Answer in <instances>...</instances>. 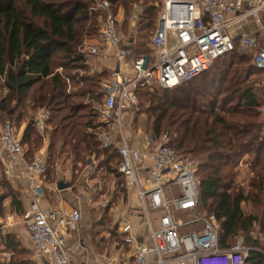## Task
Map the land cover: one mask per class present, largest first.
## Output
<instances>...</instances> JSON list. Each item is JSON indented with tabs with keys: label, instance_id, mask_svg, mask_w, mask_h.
Returning a JSON list of instances; mask_svg holds the SVG:
<instances>
[{
	"label": "trees",
	"instance_id": "16d2710c",
	"mask_svg": "<svg viewBox=\"0 0 264 264\" xmlns=\"http://www.w3.org/2000/svg\"><path fill=\"white\" fill-rule=\"evenodd\" d=\"M102 1L108 4L104 12L94 9L90 0H0V80L7 90L0 99V117L14 118L16 127L25 122L21 143L29 162L43 144L33 116L41 108L48 110L50 140L44 174L48 180L60 154L66 155L72 169L88 156H108L105 167L114 153L118 164L121 161L117 149L101 144L100 135L109 127L99 120L94 105L101 99L107 71L80 74L86 72L88 60L82 48L86 39L97 37L109 13L121 7L126 16L134 4L141 9L137 31L151 36L163 2ZM234 42L233 52L217 58L190 81L162 91L156 90L157 85L138 89L134 107L146 105L152 138L167 134L175 152L195 162L198 205L201 214L215 216L219 247L232 246L234 237L241 234L245 245L252 248L245 264H264V121L259 114L264 71L251 63L248 71L212 70L222 58L242 59L236 53L237 39ZM137 45L135 54L149 56L145 42ZM251 75L258 79V89L249 82ZM26 111L33 114L23 120ZM241 165L248 173L246 178L241 177ZM1 183L8 189L11 209L22 214L18 195L4 178ZM0 241L12 253L1 264H33L24 258L25 249L15 247V236L7 234Z\"/></svg>",
	"mask_w": 264,
	"mask_h": 264
},
{
	"label": "built area",
	"instance_id": "2783aa9c",
	"mask_svg": "<svg viewBox=\"0 0 264 264\" xmlns=\"http://www.w3.org/2000/svg\"><path fill=\"white\" fill-rule=\"evenodd\" d=\"M108 6L104 3L103 8ZM264 16V0H163L155 32L150 36L152 54L133 55L127 59L121 48L123 38L117 20L108 15L98 29L93 43L84 41L82 52L106 64L115 63L101 82L102 96L95 108L98 118L109 127L100 135L104 147L117 145L119 172L126 185L134 187L145 218L148 244L136 241L132 225L123 222L120 235L132 248L131 264H245L251 247L238 234L227 248L218 244V222L213 214L195 213L178 221L174 212L194 210L198 206L199 179L195 162L179 156L169 145L167 134L147 139V150L133 147L121 131L124 115L137 104V90L173 88L190 81L214 61L238 48L245 51L251 64L264 71V25L257 34H235L244 20ZM260 85L264 88V74ZM264 121V102L259 107ZM49 112L39 109L33 126L48 144ZM25 150L10 119L0 125V160L4 170L15 169ZM148 187L141 185L138 169L148 160ZM46 172V150H38L21 171L28 183L30 208L21 215L34 255L46 264H77L76 247L70 241L81 221V211L72 206L42 208L39 199L44 192L42 178ZM168 174H171L167 178ZM154 214L157 227L150 218ZM196 224L197 228L188 227ZM253 237H256L253 234ZM264 252V251H262ZM8 256V255H7ZM6 256V257H7ZM10 256H8L9 258ZM7 258V259H8ZM104 264H118L116 256L105 257Z\"/></svg>",
	"mask_w": 264,
	"mask_h": 264
},
{
	"label": "rangeland",
	"instance_id": "374dc122",
	"mask_svg": "<svg viewBox=\"0 0 264 264\" xmlns=\"http://www.w3.org/2000/svg\"><path fill=\"white\" fill-rule=\"evenodd\" d=\"M153 2V0H150ZM163 2V0H160ZM106 3L102 0H90L91 6L96 10H102L104 12L103 5ZM107 7V6H106ZM112 11V10H110ZM141 12L139 5L134 4L128 15L125 16L123 8H116L115 13L111 12L108 15H112L118 22L120 34L123 40L127 44L146 43V48L149 47L150 36L146 33H139L137 31L138 16ZM107 15V16H108ZM106 16V17H107ZM105 17V18H106ZM102 22V21H101ZM125 22V23H124ZM87 40V41H86ZM86 42L93 43L94 39H86ZM239 49V48H238ZM242 59H236L225 57L218 60L212 70L218 67H229L235 72L238 69L249 70L251 66L250 56L243 50L239 49L236 52ZM150 54L152 51L150 49ZM89 57L88 69L80 74L92 75L97 63ZM242 61V62H241ZM227 62V63H226ZM62 72L61 68L57 69ZM255 87H258V79L256 76L251 75L249 78ZM80 86V85H79ZM162 88H156L158 91H162ZM7 90L5 89L3 82L0 80V99L3 98ZM96 102L94 105H96ZM146 106V105H145ZM145 106L132 107L127 110L122 122L121 131L125 138L131 136L132 138L147 140L152 138L151 122L147 118V114L144 111ZM32 111H26V116L23 120L32 116ZM9 117H0V125ZM14 125V118L10 119ZM117 144V143H116ZM113 145L112 148L117 149V145ZM108 156L99 155L96 158L86 157L85 162L78 164L72 169L70 160L64 154H60L59 158L53 162L54 171L51 173L50 180L54 183L56 181L68 184V188L63 191L67 193V202L71 206H76L81 211V226L86 233V242L91 246V252L98 257L116 256V262L122 264L126 261L127 255L130 252V258L132 255L131 248L122 244V238L120 235V227L123 222H129L134 231L136 232V239L139 242H148V232L146 227L145 218L142 210L139 206V201L135 195L136 190L132 186L126 185L124 179L120 175L118 170V157L114 153V157L111 158L109 167H105V161ZM47 160V154H46ZM241 167L242 178H246L248 173L243 165ZM245 182H243L244 184ZM8 191V190H7ZM186 215L180 212H174L176 219L186 220L189 217L192 218L194 213H202L199 205L194 210H189ZM191 215V216H189ZM150 218L154 227H157V221L154 214H150ZM189 218V219H190ZM133 219L138 220L139 224L134 225ZM133 223V224H132ZM144 234V235H143ZM85 238V239H86ZM123 254V255H122ZM8 258V256L6 257Z\"/></svg>",
	"mask_w": 264,
	"mask_h": 264
},
{
	"label": "crops",
	"instance_id": "0c3cea01",
	"mask_svg": "<svg viewBox=\"0 0 264 264\" xmlns=\"http://www.w3.org/2000/svg\"><path fill=\"white\" fill-rule=\"evenodd\" d=\"M262 25H264V16L260 17L258 20L246 19L241 24H239L237 28H235L236 30L234 31V33L235 34H247V35L257 34V33H260ZM121 48L126 52L127 59L130 60L133 55V49L135 48V45L132 43L127 44L123 40V45H121ZM90 58L93 59V61L97 63V66L93 72L100 73L103 71H107L106 74L109 75L110 67L115 66V63L106 64L105 62L100 61L97 58H94L92 56H90ZM88 64H89V57L86 62L87 69H88ZM103 80L104 79H102V81ZM16 128H17V134L22 141L23 134H24V128H25V122H23L19 127H16ZM49 128H50V125L48 121V128L46 130L48 134V140H50V134H49L50 129ZM126 139L131 145H133V147L139 148L140 150L148 149L146 140L132 138L131 136H127ZM48 145H49V142L48 144H46L43 138V144L40 147V149L44 147L45 150L47 151ZM27 160L28 159H26V156H23V159H18L15 164V169H12L11 172H6L4 170L3 162L0 160V238L5 237L7 234H10L11 236H15V247L17 249L23 248L26 250V256L24 258L29 259L31 262H33V264H43L44 260L36 257L34 253L32 252L30 240L22 224V220H21L22 214L18 213L16 210L13 211L11 209L10 207L11 201L7 195L8 189L7 187H4V185H2L1 183L2 178H4L7 186H10L15 191V193L18 195V198L22 204L23 211L28 210L30 208V194L28 191V183L26 179L23 176H21V171L25 168V164ZM151 163H152L151 160L148 159L142 165V167L138 169V178H139L141 185L144 187L149 186L148 178H149V167L151 166ZM170 176L171 174H168L167 178ZM42 184L44 187V192L39 199V204L42 208L70 206L69 203L67 202V193L63 192L67 190H65L66 188L59 189L57 186L58 181L55 183L53 181L51 182L50 180L46 178V176H44L42 178ZM72 207H76V206H72ZM181 213H184V211H182ZM81 218H82V215H81ZM133 221H134V225L139 224L138 220L133 219ZM82 227L83 226H81V221H80L77 230L74 232V235H73L74 237L70 241L73 245L74 244L78 245L75 251L77 264H104L106 260L105 257H108V256L103 255L102 257L100 256L98 257L97 255L96 256L93 255V253L91 252V246L86 244V242H83L84 240L85 241H88V240L85 237L86 233L84 232V228ZM134 230L135 229H133L134 234L137 235ZM136 241L141 244L149 243V239L147 243L143 241L139 242L137 239ZM131 252H132V248H131ZM11 254L12 253L9 250H6L4 247V244L1 243L0 241V264L7 262L9 258L11 257ZM7 255L10 256L8 259L6 258ZM129 255H130V252L126 256L127 257L126 261L123 262L122 264L132 263V257L130 258Z\"/></svg>",
	"mask_w": 264,
	"mask_h": 264
},
{
	"label": "water",
	"instance_id": "95a60500",
	"mask_svg": "<svg viewBox=\"0 0 264 264\" xmlns=\"http://www.w3.org/2000/svg\"><path fill=\"white\" fill-rule=\"evenodd\" d=\"M169 145H170V143H169ZM57 186H58L59 189H65V188L69 187L68 184H65V183H62V182L58 183ZM43 264H46V262H43Z\"/></svg>",
	"mask_w": 264,
	"mask_h": 264
},
{
	"label": "bare ground",
	"instance_id": "6f19581e",
	"mask_svg": "<svg viewBox=\"0 0 264 264\" xmlns=\"http://www.w3.org/2000/svg\"><path fill=\"white\" fill-rule=\"evenodd\" d=\"M188 211H189V210H185L184 213H181V212H180V213L183 214V215H184V214L186 215L187 213H189ZM192 214L195 215L194 212H193ZM189 216H191V215H189ZM192 217H193V216H192ZM189 218H190V217H189ZM189 218H188V219H189ZM177 219H178V218H177ZM188 219H186V220H188ZM178 221H182V220L178 219Z\"/></svg>",
	"mask_w": 264,
	"mask_h": 264
}]
</instances>
